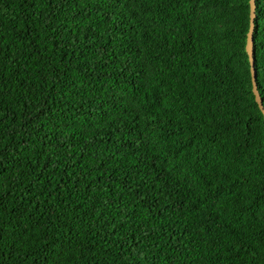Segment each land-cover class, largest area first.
<instances>
[{
	"label": "trees",
	"instance_id": "16d2710c",
	"mask_svg": "<svg viewBox=\"0 0 264 264\" xmlns=\"http://www.w3.org/2000/svg\"><path fill=\"white\" fill-rule=\"evenodd\" d=\"M249 31L250 0H0V264H264Z\"/></svg>",
	"mask_w": 264,
	"mask_h": 264
},
{
	"label": "water",
	"instance_id": "95a60500",
	"mask_svg": "<svg viewBox=\"0 0 264 264\" xmlns=\"http://www.w3.org/2000/svg\"><path fill=\"white\" fill-rule=\"evenodd\" d=\"M257 0H250V31L248 33L246 51L249 56V61L251 65L252 82H253V93L255 95L256 102L259 108L264 114V105L261 95L258 90L257 84V70L255 66V53H254V29H255V19H256V5Z\"/></svg>",
	"mask_w": 264,
	"mask_h": 264
}]
</instances>
